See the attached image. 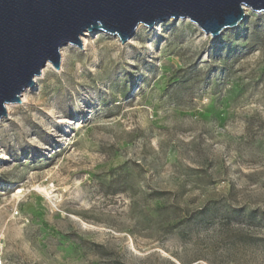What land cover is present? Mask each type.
<instances>
[{
    "label": "rangeland",
    "instance_id": "374dc122",
    "mask_svg": "<svg viewBox=\"0 0 264 264\" xmlns=\"http://www.w3.org/2000/svg\"><path fill=\"white\" fill-rule=\"evenodd\" d=\"M156 24L65 45L0 118V264H264V11Z\"/></svg>",
    "mask_w": 264,
    "mask_h": 264
},
{
    "label": "water",
    "instance_id": "95a60500",
    "mask_svg": "<svg viewBox=\"0 0 264 264\" xmlns=\"http://www.w3.org/2000/svg\"><path fill=\"white\" fill-rule=\"evenodd\" d=\"M245 6L262 12L264 0H0V118L21 103L47 62L61 66V48L82 50L86 31H104L122 43L140 24L189 18L214 37L246 18Z\"/></svg>",
    "mask_w": 264,
    "mask_h": 264
},
{
    "label": "bare ground",
    "instance_id": "6f19581e",
    "mask_svg": "<svg viewBox=\"0 0 264 264\" xmlns=\"http://www.w3.org/2000/svg\"><path fill=\"white\" fill-rule=\"evenodd\" d=\"M251 10V8L249 7V6H245V12H246V14H248V12ZM157 25V24H156ZM144 25L143 24H140L139 26H138V28L137 29H140L141 27H143ZM223 32H224V30H223ZM92 34V31H86L85 33H84V35H82V42L86 45L87 44V41H88V38L90 37V35ZM65 49H66V47H62L61 48V52H62V54L64 55V52H65ZM45 74V70H43V73L40 75V76H37L36 78H35V80H36V82L43 76ZM27 92H28V90L26 89L25 91H24V93H23V100H25L26 98H27ZM11 108V105L10 104H8L7 105V109H10Z\"/></svg>",
    "mask_w": 264,
    "mask_h": 264
}]
</instances>
